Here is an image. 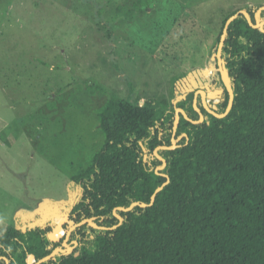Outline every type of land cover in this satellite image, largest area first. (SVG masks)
I'll return each instance as SVG.
<instances>
[{
  "label": "trees",
  "instance_id": "16d2710c",
  "mask_svg": "<svg viewBox=\"0 0 264 264\" xmlns=\"http://www.w3.org/2000/svg\"><path fill=\"white\" fill-rule=\"evenodd\" d=\"M245 9L255 21L252 7ZM238 10L223 19L215 49L226 19ZM259 15L264 19V9ZM221 57L234 91L223 117L197 100L204 119L192 123L180 114L174 130V106L110 95L97 112L104 140L71 178L81 195L68 220L116 226L78 225L69 233L72 249L40 264H264V31L238 14L227 27ZM178 80L172 79L171 98ZM194 91L183 93L176 106L197 120ZM228 98L225 89L216 112L225 111ZM173 137L175 148L157 150L166 161L156 173L163 161L153 151L170 146ZM134 201L147 205L116 209L120 221L114 209ZM60 233L58 224L7 226L0 234V264H35L62 246Z\"/></svg>",
  "mask_w": 264,
  "mask_h": 264
},
{
  "label": "rangeland",
  "instance_id": "374dc122",
  "mask_svg": "<svg viewBox=\"0 0 264 264\" xmlns=\"http://www.w3.org/2000/svg\"><path fill=\"white\" fill-rule=\"evenodd\" d=\"M249 6L264 27V0H0V234L58 224L68 243L98 110L111 94L176 110L195 78L216 77L223 19Z\"/></svg>",
  "mask_w": 264,
  "mask_h": 264
},
{
  "label": "water",
  "instance_id": "95a60500",
  "mask_svg": "<svg viewBox=\"0 0 264 264\" xmlns=\"http://www.w3.org/2000/svg\"><path fill=\"white\" fill-rule=\"evenodd\" d=\"M262 9H264V6H262L258 11H261ZM242 13L250 26L252 27H258L260 28V30L264 31V27H263V23L262 22H258L257 21V13L255 12L254 14V17H255V21L252 20L249 12L246 10V9H240L238 10L236 13L230 15L225 23H224V26H223V30H222V33H221V36H220V39H219V42H218V45H217V48H216V53H215V58H216V63H217V68L220 72V75H221V79H222V82L228 92V95H229V98H228V104H227V107L225 109L224 112L222 113H218L216 112L215 110L211 109L210 107H208L205 102H206V99H205V96L207 95L209 98H217V93H219L221 90L220 89H214L212 91H208L207 93L204 91V89H197L195 90V95H197L198 93L201 94L202 96V104H203V107L205 108L206 111H208L209 113L213 114L214 116L216 117H223L224 115L227 114V112L230 110L232 104H233V99H234V91H233V88H232V85L230 83V78H229V75H228V72H227V69L225 67V63H224V60L222 59L221 57V52H222V47H223V43H224V39H225V36H226V32H227V27L229 26L230 22L233 21L237 16L238 14ZM184 95H180V97H183ZM193 107L194 109L199 112V118L197 120H194L192 118H190L187 113L183 110V108L181 107H177L176 110H175V119H174V125H173V129L175 130L177 125H178V122H179V118H180V114H182L184 116V118H186L187 120L191 121L192 123H199L201 122L203 119H204V115L202 113V111L200 110V108L197 106L196 104V96L194 97L193 99ZM179 112V113H178ZM171 142L172 144L170 146H166V145H160V146H157L156 149H154L153 153L154 155H156L159 159H161L163 161V165L156 168L155 169V172L156 173H160L159 172V169L163 168L165 166V159L163 157H161L157 150L158 149H168V148H175L177 146V143L176 141L172 138L171 139ZM166 182H164V184H166ZM162 188V186H159L155 189L154 193L151 195V201L149 204H151L155 198V194ZM135 205H139V206H146L147 203L145 202H132L129 206L127 207H123V206H119V207H116L114 209V214L118 217V219L121 221L122 218L119 214H117L115 211L116 209H119L121 211H126V210H129L131 209L133 206ZM74 223V221H73ZM84 223H88L90 226L94 227V228H99V229H110V228H114L116 225H113L111 227H107V226H103V225H98L96 223H94L92 221V219L90 218H83L81 219L78 223H74L73 225H71V227L67 230V234L70 233V231L75 228L76 226L78 225H81V224H84ZM67 236L65 237V239L63 240L62 242V246L61 247H57V248H54L52 249V251L50 253H48L47 255L41 257L40 259H38L36 261L35 264H40L48 259H50L54 254H56L57 252H66V251H69L72 249V246H70L68 243H67Z\"/></svg>",
  "mask_w": 264,
  "mask_h": 264
},
{
  "label": "flooded vegetation",
  "instance_id": "af4514ba",
  "mask_svg": "<svg viewBox=\"0 0 264 264\" xmlns=\"http://www.w3.org/2000/svg\"><path fill=\"white\" fill-rule=\"evenodd\" d=\"M263 10V9H262ZM254 14H255V12H254ZM254 19H255V17H254ZM216 65H217V63H216ZM215 71H216V69H215ZM217 71H219L218 70V68H217ZM203 74H205V73H203ZM202 74V75H203ZM208 80H209V83L208 84H206L204 87H203V89H204V91L207 93L208 91H212V90H214V89H220L221 91L219 92V93H217L216 95H217V97H218V103L217 104H219L222 100H223V98H224V93H225V86H224V84H223V82H222V84L221 83H218V78H216L215 76H214V74H213V72H211L210 71V73H209V75L208 76H205ZM219 77L221 78V75H220V72H219ZM196 83H197V81L196 80H194ZM221 81H222V79H221ZM197 90V89H196ZM196 96V98L201 102V104H202V96H201V94H197V95H195V91H194V97ZM205 99H206V101L208 102H210V101H212V98H209L207 95L205 96ZM215 99V98H214ZM212 105V104H211ZM202 106H203V104H202ZM218 106V105H217ZM198 114H199V112H198Z\"/></svg>",
  "mask_w": 264,
  "mask_h": 264
}]
</instances>
